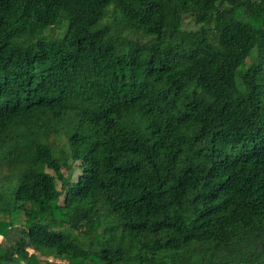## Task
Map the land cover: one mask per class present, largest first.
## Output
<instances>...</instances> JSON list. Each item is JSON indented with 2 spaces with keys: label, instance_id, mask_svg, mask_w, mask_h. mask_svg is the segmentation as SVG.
<instances>
[{
  "label": "trees",
  "instance_id": "trees-1",
  "mask_svg": "<svg viewBox=\"0 0 264 264\" xmlns=\"http://www.w3.org/2000/svg\"><path fill=\"white\" fill-rule=\"evenodd\" d=\"M0 264H264V0H0Z\"/></svg>",
  "mask_w": 264,
  "mask_h": 264
},
{
  "label": "rangeland",
  "instance_id": "rangeland-1",
  "mask_svg": "<svg viewBox=\"0 0 264 264\" xmlns=\"http://www.w3.org/2000/svg\"><path fill=\"white\" fill-rule=\"evenodd\" d=\"M12 221L15 225L23 223V213L22 212H15L12 216ZM54 260H56V259H54Z\"/></svg>",
  "mask_w": 264,
  "mask_h": 264
}]
</instances>
